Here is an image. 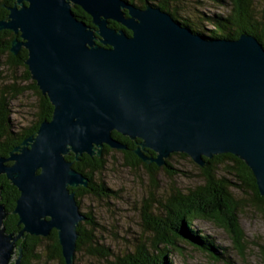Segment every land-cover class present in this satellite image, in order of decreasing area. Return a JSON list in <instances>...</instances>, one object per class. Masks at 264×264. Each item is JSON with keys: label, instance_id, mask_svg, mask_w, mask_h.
I'll list each match as a JSON object with an SVG mask.
<instances>
[{"label": "water", "instance_id": "95a60500", "mask_svg": "<svg viewBox=\"0 0 264 264\" xmlns=\"http://www.w3.org/2000/svg\"><path fill=\"white\" fill-rule=\"evenodd\" d=\"M72 7L91 17L92 28ZM7 11L0 32L18 35L10 53L27 51L31 80L53 110L34 136L0 157V175L19 193L12 214L22 226L7 233L0 203V264H21L16 242L24 234L45 238L52 230L64 264H73L77 228L87 217L70 189L89 180L65 157H101L104 146L125 150L112 132L138 139L134 154L157 167L176 153L199 167L231 154L264 197V47L254 37L204 39L148 2L15 0Z\"/></svg>", "mask_w": 264, "mask_h": 264}, {"label": "trees", "instance_id": "16d2710c", "mask_svg": "<svg viewBox=\"0 0 264 264\" xmlns=\"http://www.w3.org/2000/svg\"><path fill=\"white\" fill-rule=\"evenodd\" d=\"M128 4L144 8L146 2L155 8L167 12L180 25L191 30L192 33L204 39H217L226 41H238L242 35H248L258 40L264 47V8L256 7L254 0H210L217 5L229 4L230 9L224 16L213 14L210 16H178L177 9L173 3L183 0H126ZM15 0H0V20H6L7 8L12 7ZM74 16L92 28L91 17L79 7H72ZM180 12H182L180 10ZM208 23L210 28L204 27L202 23ZM109 27L119 31L123 30L130 34L121 25L109 21ZM11 31L0 32V53L7 55L8 68L23 69L24 78L31 81L30 89L38 97V113L32 125L15 129L9 118L8 102L9 98H15L23 94L22 89L6 87L0 92V157L9 158L14 149L21 146L27 138L34 136L39 124L45 120H50L52 106L46 96H43L31 80L30 73L24 62L27 59V51L21 48L14 56L10 53L11 42L17 38ZM112 137L122 143L126 149L118 151L122 154L125 166L136 169L139 165L144 166L149 175L154 179L157 167L154 163L146 164L135 154L134 150L140 141L130 140L116 132H112ZM111 149L104 146L101 157H90L86 154L79 156L76 160L74 155L65 157L72 163L74 170L85 175L89 182L84 189L82 187L70 189L75 193V199L80 206V201L85 197H93L103 200L109 197L110 190L104 187L100 178L107 165V156ZM146 156H155L152 151L147 150ZM188 158L185 154H172ZM170 156V157H171ZM205 165L199 167L203 176L201 185L188 190L186 193L173 190L161 200H157L154 195L146 201L142 208V223L147 238L138 241L132 247V251L123 255H113L107 248L100 249L94 235L96 224L89 220L90 228L86 231L79 224L77 228L78 239L76 252L84 247L92 257H97L105 264H172L171 256L177 251L179 243L182 242L193 250L203 252L214 262H224L233 264L227 254V248L216 245L214 239L202 234L193 227L195 221L208 222L229 234L232 240L233 249L243 253L242 241L244 234L239 226L238 215L241 211V204L238 203L234 192L251 196V206L255 208L264 222V197L258 193L255 178L246 164L231 154L213 156L211 159H204ZM11 164V163H8ZM166 168H170L166 163ZM229 177V178H228ZM0 203L8 213L3 227L7 233L18 234L22 226L18 225L17 216L12 214L16 200L19 196L17 189L10 184L4 175H0ZM87 217V214L84 213ZM87 224V223H86ZM21 249V264H48L57 262L64 264L61 256V249L58 243L57 234L52 230L48 237H34L24 234V237L16 242ZM23 246V247H22ZM264 249V247H262Z\"/></svg>", "mask_w": 264, "mask_h": 264}, {"label": "rangeland", "instance_id": "374dc122", "mask_svg": "<svg viewBox=\"0 0 264 264\" xmlns=\"http://www.w3.org/2000/svg\"><path fill=\"white\" fill-rule=\"evenodd\" d=\"M256 7L264 8V0H254ZM133 6V5H132ZM178 16L189 17L224 16L228 13L229 4L217 5L210 0H183L173 3ZM139 8L137 6H134ZM201 17V16H200ZM210 28L208 23H202ZM7 55L0 53V92L6 87L22 89L23 94L9 98V118L15 129L32 125L38 113V97L30 89L31 81L24 78L23 69L8 68ZM119 150H112L107 156V165L100 178L104 187L110 190L109 197L98 200L85 197L80 201V212L86 213L87 218L96 224L95 237L100 249L107 248L113 255H123L131 252L132 247L141 239L148 237L142 223V208L151 195L157 200L173 190L186 193L188 190L201 185L203 176L198 166L191 159L179 156H169L165 161L170 168L159 167L153 179L144 166L136 169L125 166V161ZM151 164V163H150ZM229 178V177H228ZM241 211L238 215L239 226L244 234L242 245L244 252L233 249L229 234L208 222L193 223V227L202 234L212 237L217 246L227 248V254L233 264H264V222L254 207L251 206V196L234 192ZM87 220V219H86ZM86 231H91L88 221L80 222ZM87 223V224H86ZM143 237V238H142ZM16 257H12V261ZM172 264H226L214 262L203 252L193 250L180 242L177 251L171 256ZM48 264H57L49 262ZM73 264H105L103 260L92 257L88 248L84 247L74 254Z\"/></svg>", "mask_w": 264, "mask_h": 264}, {"label": "bare ground", "instance_id": "6f19581e", "mask_svg": "<svg viewBox=\"0 0 264 264\" xmlns=\"http://www.w3.org/2000/svg\"><path fill=\"white\" fill-rule=\"evenodd\" d=\"M173 18V17H172ZM10 122H11V120H10ZM74 169V168H73ZM85 189V188H84ZM5 206V205H4ZM84 215V214H83ZM23 247V246H22Z\"/></svg>", "mask_w": 264, "mask_h": 264}]
</instances>
